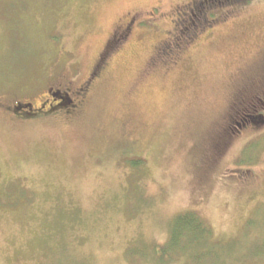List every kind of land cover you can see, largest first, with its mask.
<instances>
[{"label":"rangeland","instance_id":"obj_1","mask_svg":"<svg viewBox=\"0 0 264 264\" xmlns=\"http://www.w3.org/2000/svg\"><path fill=\"white\" fill-rule=\"evenodd\" d=\"M191 2L0 0V264H264V0L177 45ZM127 21L75 119L7 109L86 77ZM191 211L211 238L171 240Z\"/></svg>","mask_w":264,"mask_h":264},{"label":"flooded vegetation","instance_id":"obj_2","mask_svg":"<svg viewBox=\"0 0 264 264\" xmlns=\"http://www.w3.org/2000/svg\"><path fill=\"white\" fill-rule=\"evenodd\" d=\"M130 31V21L118 27L117 32L108 38L103 50L83 79L77 80L75 83L72 78L65 80L63 74H61L60 78L56 80L57 83L46 85L45 93L40 97L39 103L15 98L12 101V105L7 109L11 111L16 120L22 122L30 119L49 120V118H59L68 121L75 119L83 111L89 94L102 76V73L109 67L111 55L118 51L120 46L127 41ZM77 75L79 74H76V78ZM31 87L35 89L36 84L34 86L31 85ZM245 119V117L242 119L244 124L248 123L247 119ZM261 121H264V117H262Z\"/></svg>","mask_w":264,"mask_h":264},{"label":"trees","instance_id":"obj_3","mask_svg":"<svg viewBox=\"0 0 264 264\" xmlns=\"http://www.w3.org/2000/svg\"><path fill=\"white\" fill-rule=\"evenodd\" d=\"M240 1L248 2L250 0H192V2L185 7L186 9L182 8L183 10L181 9L175 17L176 44H182L184 38L183 34L187 32L186 30L190 29V32H187V34L190 35L187 40L190 41L196 37L195 35L205 30L207 26H210V20L216 19L214 16L215 10L213 9L215 6L223 4L234 5ZM184 14H186V16H184ZM247 121H249V119H247ZM182 231H185L184 234L187 233L188 235L194 236H196L198 232L200 237H204V234H206L210 238L211 235L209 236V234L212 232L208 223L205 222L203 218H200L197 213L192 211L181 213L176 216L174 225L170 230L171 240H174L175 236ZM184 238L189 240L188 237Z\"/></svg>","mask_w":264,"mask_h":264}]
</instances>
